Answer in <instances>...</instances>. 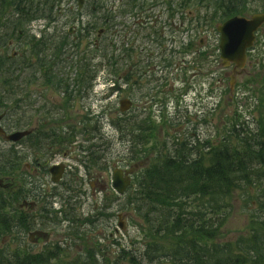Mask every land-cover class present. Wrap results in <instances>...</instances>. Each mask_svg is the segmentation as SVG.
Wrapping results in <instances>:
<instances>
[{
  "label": "rangeland",
  "instance_id": "obj_1",
  "mask_svg": "<svg viewBox=\"0 0 264 264\" xmlns=\"http://www.w3.org/2000/svg\"><path fill=\"white\" fill-rule=\"evenodd\" d=\"M99 1L109 17L111 12L118 5L120 6L115 10L113 21L108 22L109 25L104 26L107 29V33L100 38L94 35L93 41L98 43L100 52L97 51L92 64H100L101 62L99 68L111 74L117 82L120 76L126 73L132 78L127 81V84L122 85L120 91L110 94L106 99L107 103L103 100L99 103V100L107 95V89L97 87L95 89L97 94L94 100L92 95L89 98L78 95L73 100V104L66 105V108H63L64 104L60 100L62 98L60 95L49 88H46V90L39 86L35 87V90L41 93L42 101L48 103V110H59L49 115L52 118L59 119V122L56 125V121L48 120L47 131L53 129L54 126L56 128L60 126L65 128L66 125H72L74 122H76V127L79 129V123L82 118L88 115L91 118L88 123L89 129L90 127L94 129L95 126L98 128L101 123L98 128L100 136H96L95 143L99 145L106 144V154L111 166L124 167L133 165L135 166L134 175L136 176L155 160L158 153L163 155L166 153L163 144L167 143L164 147L168 149L172 139H183L186 136L187 138L191 137L190 139H193L191 140L193 142L207 141L212 143V146H216L223 143L224 137L229 134L233 124H241L245 120L252 119L249 125L250 128L254 129V120L261 116L262 124L264 125V27L263 31L257 35L256 51L247 55V61L251 65L246 67L244 73L236 78L232 90L229 91V78L224 74L229 72L230 68L227 69L221 66L219 35L214 28L215 24L219 22L207 26L199 24L201 28L195 29L197 21L195 17H197L199 10L196 6L190 7L188 12L187 10L179 9V3L175 2L171 6L172 10H164V7H168L170 0L156 1L152 4V0H139L136 7L129 9L127 13H123L125 9L127 10L126 0ZM260 1L262 0H248V7L243 16L248 17L261 11ZM120 9L121 13L119 14L118 11ZM203 11V9L200 10L201 15L204 13ZM206 11L208 13V10ZM54 14H58V12L54 11ZM144 21H146L144 25L138 24ZM79 42L78 49L70 47L71 51L61 57L63 65L59 64L56 66V71L59 75L63 72V75H60L63 79L67 76V72H69L71 78L74 77L75 72L71 65L78 58L81 59L91 55L88 52L90 50L88 48V40L79 39ZM18 48L15 45L10 52H19ZM123 49L132 50L131 58L127 56ZM104 56L107 57L102 59ZM110 57L115 60L116 64L107 65L106 59ZM17 58V64L22 63L23 59L25 60L21 54ZM29 62L33 63V59H29ZM167 62L170 63V68L166 67ZM131 72H133L132 75H130ZM2 76L3 74L0 73V77ZM8 78L18 80L15 84L23 87L26 79L30 77H28L26 70H15L13 76L10 75ZM17 94H19L20 99L24 97L22 92L18 91ZM15 97V99L10 97L8 101L0 98V101L6 104L1 105V107H13L17 103L15 100L19 99L16 95ZM124 98L131 100L132 107L128 112L121 114L118 104ZM180 100L182 102H179ZM102 105H106L105 108ZM185 106L188 108L187 112L184 110ZM103 108L104 110L102 111ZM99 112L105 115V120L102 122L97 118ZM93 113L95 114L94 116ZM26 119L28 120V117ZM120 120H123L120 125L122 132L114 127ZM10 121L11 118H6L3 124L7 127ZM15 121H18V119L15 118L12 122ZM36 121L37 119L33 117L32 124L34 125ZM139 125H148L150 127V130H145V138L141 140L139 145L127 142L124 137L126 131L134 132L133 140L135 142L139 139L137 138ZM244 126L246 127V125ZM190 139L186 141H190ZM10 146L9 143L0 140V163L11 159V153L13 152L9 148ZM55 149H49L48 153L53 152ZM63 150L65 151L66 149ZM17 151H19L17 148L14 149V152ZM70 156L72 159L69 158ZM79 158L75 153H71V155L68 154V159L62 156L60 160H66L67 165H73L79 161ZM21 161L24 163V159L19 160V165H21ZM72 171L74 170L71 169ZM93 172L94 177H97L98 172L95 170ZM21 174H25L23 166L16 171L10 180L4 175L0 176L1 183L7 186L6 188L0 187L1 196H8L16 191L19 185L16 176H22ZM69 175L67 181L70 186V184L73 185L74 183H71L73 175L71 173ZM102 183L104 184V180ZM38 186L40 187V185H36L37 192H34L32 187L30 188L34 196H42L39 193ZM104 186L105 184L102 185L99 182H95L97 190L104 191ZM75 187L71 186V189L74 191ZM46 188L50 192L48 186ZM84 189L85 186H80L81 191ZM29 193L25 192V194ZM106 193L109 196L108 192ZM66 195L68 196L69 194L63 191V198L59 202V206L63 205V201H66ZM110 198H112V195H110ZM242 198L241 193H234L230 202L231 210L229 216L223 221V226L219 231L220 236L216 238L220 243L233 242L243 237L246 238L249 231L254 229L249 222L248 211L256 207L246 208L242 203L244 202ZM122 201L120 200L121 203ZM21 202L22 199L13 207L6 208L2 212L6 213L9 221L14 218V211L20 210L19 205ZM44 202L47 203V201ZM44 202L38 203V206L41 207ZM21 210L24 212L30 211L28 207L22 205ZM33 210L31 209L30 212ZM135 220L134 216L128 215L125 217V226L122 234L126 235H115L118 237L117 241L121 240V244L131 254L138 249L141 250L143 248L142 244L145 245V243L152 242L145 239V235L140 233L137 220ZM77 229L84 234V237L86 234L90 237L87 241L85 238L81 240L83 248L98 246L99 242L103 241L101 246L104 251L101 253L106 259L109 260L111 258L112 264H130L129 262H121V259L116 258L119 248L112 247L111 240H107V235L105 236L104 233L101 235L97 233L93 237L91 226ZM47 230L52 235L34 244H29L26 237L23 238L25 235L12 231L3 235L4 238L0 240V249L3 247L8 251L15 252L18 256H36L48 244L59 241L60 237L58 235L65 234L63 229L52 231V228H49ZM106 232L108 233V231ZM111 232L113 233L112 229ZM79 253L71 255L70 258L67 256L61 257L58 262L49 264H73L71 259L78 257ZM43 263L44 261L41 264ZM86 264H91V261Z\"/></svg>",
  "mask_w": 264,
  "mask_h": 264
},
{
  "label": "trees",
  "instance_id": "obj_2",
  "mask_svg": "<svg viewBox=\"0 0 264 264\" xmlns=\"http://www.w3.org/2000/svg\"><path fill=\"white\" fill-rule=\"evenodd\" d=\"M244 2L205 0L212 13L203 23L213 25L240 14L245 10ZM195 3L184 1L187 7L198 5ZM10 9L14 18L6 15ZM33 13L30 0H0L1 52L6 51L8 40L26 26ZM10 62L9 57L0 54V86L9 95L14 92V81L8 78L14 73L13 64L6 68ZM38 65L46 66L41 61ZM47 81L55 82L50 74ZM259 124L254 132L233 128L219 146L205 142V152L196 146L188 148V143H176L164 155L158 153L136 176L127 199L142 221L145 239L152 242L145 243L141 253L122 251L120 256L131 264H264V125L262 121ZM11 163L1 162L0 174H8L14 168ZM234 193L242 194L246 208L256 207L248 211L254 229L246 238L220 243L216 238L229 216ZM5 204L1 206L4 209ZM6 219L0 214V240L13 230V223L8 224ZM41 256H18L2 247L0 264H41L54 257Z\"/></svg>",
  "mask_w": 264,
  "mask_h": 264
},
{
  "label": "water",
  "instance_id": "obj_3",
  "mask_svg": "<svg viewBox=\"0 0 264 264\" xmlns=\"http://www.w3.org/2000/svg\"><path fill=\"white\" fill-rule=\"evenodd\" d=\"M262 23H264V14H255L248 20L234 17L224 24L217 26V32L220 35L219 49L222 66L229 67L231 64L235 66L230 85L234 83L235 74H239L238 70L243 68L246 60L245 52L252 45L254 32ZM128 105V101L121 102V110L127 109ZM24 135V133H17L6 139L16 141ZM112 179L114 189L122 194L129 185L128 178H123L122 172L116 170L113 173Z\"/></svg>",
  "mask_w": 264,
  "mask_h": 264
},
{
  "label": "flooded vegetation",
  "instance_id": "obj_4",
  "mask_svg": "<svg viewBox=\"0 0 264 264\" xmlns=\"http://www.w3.org/2000/svg\"><path fill=\"white\" fill-rule=\"evenodd\" d=\"M72 30H70L69 33H71ZM38 95V96H37ZM73 104V103H72ZM71 104V105H72ZM70 105V104H67ZM66 108V107H64ZM62 109V108H61ZM59 110H48L47 108V104L44 103L40 97L39 92H37L36 90H34L31 86L30 83V89H29V98L27 101V105H26V114L27 117L29 119V122L31 123L32 127L31 131H32V135L35 137H41V136H60L61 131L58 129V127L56 128V126H54V129H49L48 131L46 130L47 128V121L51 120V121H56V125L58 123L57 118H52L51 116H49L52 113H56ZM61 115H63L61 113ZM33 117H35L37 119V121L35 122V124H32L33 121ZM32 119V120H31ZM76 125V122H74V124H69V130L70 133L73 135L76 132V129H74ZM71 126V128H70ZM35 165H40L38 162H34ZM33 171H36L37 168L35 166L32 167Z\"/></svg>",
  "mask_w": 264,
  "mask_h": 264
}]
</instances>
